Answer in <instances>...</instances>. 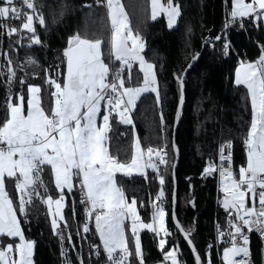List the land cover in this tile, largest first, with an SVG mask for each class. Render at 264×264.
Returning a JSON list of instances; mask_svg holds the SVG:
<instances>
[{"label":"trees","instance_id":"obj_1","mask_svg":"<svg viewBox=\"0 0 264 264\" xmlns=\"http://www.w3.org/2000/svg\"><path fill=\"white\" fill-rule=\"evenodd\" d=\"M232 1L219 0L217 3V32L223 29L231 12ZM4 2L0 0V5ZM161 2L169 5V0ZM104 3L106 0H36V6L41 8L46 22L45 27L36 23L37 35L42 41L40 45L29 47L30 41L25 38L18 46L17 34L9 36L6 30L0 29V73H4L0 75V125L8 116L7 101L12 85V82H7L9 69L3 68V61L10 59L13 65L19 62L22 67L14 86L13 102H17L20 93L27 99L29 85L39 86L42 106L46 112L52 104L50 93L54 91L46 81L49 76L52 79H63L62 74L66 72L63 52L68 47L70 37L79 34L89 40H101L102 58L110 66L113 62L118 65L113 57L109 59L112 25ZM120 4L123 5L132 33L144 42L143 55L146 61L155 65L159 101L155 93L142 95L135 105L131 124H122L118 114H113L110 117L108 151L119 161L130 164L137 138L144 150L149 146L161 147L165 138L170 142L171 158L168 167L159 173L165 179L163 201L155 200L161 186L158 174L153 170L141 175H116L117 185L122 188L128 201L132 198L137 200L141 222H152L151 203H163L167 212V227L171 233L168 235V247L174 245L177 248L181 264H196L189 246L181 234L175 231L171 216L174 161L172 129L180 97V84L175 75H182L193 57L203 49L201 58L185 81V103L176 135L180 150L177 216L183 229L190 232L202 264H219L214 227L216 222L225 224L226 212L222 208L223 197L217 186V173L204 175V169L209 162L218 164L220 146L228 140L234 145L237 175L241 166L246 167L244 140L250 130L252 105L246 87L236 84L235 73L241 64L257 62L262 55L264 21L253 19L234 24L229 30L228 52L225 54L224 34L213 46L204 41L213 27L214 0H171V4L177 5L179 9L178 24L172 29L168 28L164 17L152 19L150 0H120ZM6 23L19 27L20 22L8 20ZM23 34L26 37L31 35ZM29 59L35 63L29 64ZM124 75L127 76V72ZM21 78L24 84L20 83ZM141 85L142 73L139 72L138 64H134L132 79L130 82L126 80V86ZM40 179L43 181V187H38L41 197L59 198L61 193L55 187L50 166H44ZM5 180L7 192L16 198L14 202L18 204L15 180ZM64 195L63 213L69 227L64 228L62 222L57 230L63 232V242L53 232L47 204L42 202L41 197L33 196V202L27 207L26 218L17 213L25 239L34 243V264H66L69 260L71 264H80L78 257L83 259L84 264H107L99 235L91 222L88 223L90 231H82L86 216L85 205L80 203V177L74 176L72 191L64 190ZM141 202L143 207L140 206ZM68 235L72 236L71 243L67 239ZM126 235L131 237L129 221L126 222ZM139 236L144 264H156L163 260L158 248V237L146 229L140 230ZM0 240L1 245L5 240L13 242L8 237H1ZM93 245L98 246V249ZM262 246L261 239L252 234L250 251L257 264L261 261ZM62 250L65 255H62ZM97 250L99 255H96ZM132 264H139L134 256Z\"/></svg>","mask_w":264,"mask_h":264},{"label":"snow or ice","instance_id":"obj_2","mask_svg":"<svg viewBox=\"0 0 264 264\" xmlns=\"http://www.w3.org/2000/svg\"><path fill=\"white\" fill-rule=\"evenodd\" d=\"M21 4L24 7L18 8L16 0H5L0 5V29L6 30L9 36L29 33L31 35L26 37L30 41L29 47L33 44L40 45L42 41L37 35L36 23L41 27L46 26L43 14L37 12L34 0H21ZM169 5L165 8L160 0H151L152 19H156L158 10L162 11L167 15L168 26L171 28L179 16V9L171 6V0ZM106 7L112 25L109 59L114 57V61L120 62L119 65L113 62L110 66L102 58L101 40L93 41L77 34L69 38L68 47L63 52V57L66 58L63 79H52L49 76L46 81L54 88L50 93L53 99L48 112L42 106L39 86L29 85L27 99L20 93L16 98L18 103H14L13 96L9 94V116L0 125V145H3L0 147V237L11 238L13 242L5 240L3 246H0V264H33L34 244L25 239L17 213L26 218L27 207L33 202V196L41 197L38 187H43L40 177L44 166H50L55 187L61 195L57 199L44 196L41 200L49 206V213L53 217V232L60 236L62 242L64 234L62 231L57 232L60 222H63L64 228L69 227L63 213L64 190L67 188L69 192L72 191L74 176L81 178L80 203L85 205L86 219L82 231H90L88 223L93 219V213H98L94 216L95 229L108 264H132L133 256L139 264H144L139 236L142 229L153 232L156 236H160L161 232L165 236L171 235L166 227V211L162 203H151L152 222H141L137 200L132 198L129 203L124 191L117 185L118 172L127 173L133 167H151L158 174L161 186L155 200L163 201L165 179L159 174V167L153 161V156L158 158L161 165H167L168 161L165 159L166 146H149L144 150L138 138L135 140V154L130 164L119 161L108 151L106 141L107 134L111 131L112 113L118 114L121 123L131 124L132 120L126 114L135 107L136 99L141 93L152 91L156 92L159 101V84L155 65L141 55L144 42L138 35L133 36L128 28L127 15L120 0H107ZM231 16L233 20L238 16L260 20L264 18V0H233ZM8 20L19 21V27L10 26L6 23ZM216 39L219 40L220 37ZM128 41H131V45ZM27 62L35 63L31 59ZM133 62L138 63L139 72L142 73V86L127 87L126 80L130 82L132 79ZM8 63L11 65L10 59ZM241 68L243 70L238 69L236 72L235 82L246 87L252 105L250 130L244 140L246 167H240L238 180L234 178L231 153L225 152L226 148L231 147V142H228L220 146V166L209 162L204 169V175L218 171L222 178V190L225 193L223 208L229 217L230 231L225 233L220 230L219 235H227L231 243L224 250V264H249V233L256 231L264 239V50L258 62L242 65ZM125 72L127 76L124 75ZM7 76V82L11 84L16 79V72L10 68ZM175 78L182 88V75L176 74ZM20 83L24 84L25 81L21 78ZM180 103H183L182 95ZM98 119L102 123L98 124ZM145 156L147 160L144 159ZM225 161H228L227 167L224 166ZM6 177L15 180L18 204L14 202L16 198L11 197L6 190ZM53 204L56 206L54 211L51 208ZM140 206H144L143 202ZM127 219L131 220L130 238L126 236ZM177 228L183 231L178 222ZM189 236L190 232L185 233L186 239ZM17 239L18 243L15 242ZM67 239L69 243L72 242L71 235ZM188 242L196 255L197 264H200L195 246L190 239ZM165 245L166 240L160 239L159 248L164 252V260L178 264L175 249L165 251ZM93 247L98 249V246ZM62 255H65L63 250ZM96 255H99L98 250ZM236 257L241 259L237 260ZM78 259L80 264H84L82 258ZM66 264H71V261Z\"/></svg>","mask_w":264,"mask_h":264},{"label":"built area","instance_id":"obj_3","mask_svg":"<svg viewBox=\"0 0 264 264\" xmlns=\"http://www.w3.org/2000/svg\"><path fill=\"white\" fill-rule=\"evenodd\" d=\"M34 4H35V7H36V10L37 12L41 13V8L36 6V0H34ZM89 5L91 6L92 3L90 2ZM105 5H107V2L105 3ZM16 6L18 8H22L24 7L22 4H21V0H16ZM27 10V9H25ZM27 11H31V10H27ZM254 18L253 17H249V16H244V17H236L234 20L231 16V13L228 14V17L227 19L225 20L224 22V26H223V29L218 31L216 33V35L214 37H210L209 35L204 39V41L208 44H210V46H213L214 42L217 41L216 37H220L221 35H225L226 36V42L225 44H227V49H225L224 47V53L226 54L228 52V34H229V30L230 28L236 24V23H242L246 20H253ZM18 35V46L21 45L23 39L26 38V36L22 33V34H17ZM23 37V38H22ZM225 46V45H224ZM9 59L8 60H5L3 61V68H6V69H9L10 68L12 70H14L16 72V79L14 81H12V85H11V88H10V94L13 96V90H14V86H15V83L18 79V74L19 72L21 71L22 67H21V63L17 62L16 64L13 65V63H11V65H9L8 63ZM133 111L131 109L130 113H127L126 115L127 116H130V118H132V114H133ZM116 112H113V114H115ZM228 142H231V147L230 148H226L225 149V152L228 153L230 152L231 153V168H232V171H233V174H234V178H236L237 180L239 179V176L237 175L236 173V168H235V163H234V145H233V142L228 140V141H225L222 145L228 143ZM3 145H0V147H2ZM162 146H166V150H167V156L165 157V159L168 161L167 165H161L159 164L158 162V158H154L153 161L158 165L159 167V173L163 170H165L168 165H169V162H170V158H171V147H170V142L168 140H166L165 138H163V143H162ZM161 146V147H162ZM147 160V159H146ZM217 166L219 167L220 166V155H219V158H218V164ZM224 166L227 167L228 166V161H225L224 162ZM150 170L148 169V172ZM217 186H218V189H219V186H220V183H221V180L222 178L219 176V172L217 171ZM98 214V213H93V217ZM228 215L226 213V219H225V224H221V223H218L216 222L215 224V227H214V236H215V251H216V254H217V257H218V261H219V264H223V261H222V258H221V251L223 248H226V247H230L231 246V243H230V237H228L227 235L221 237L219 235V231L220 230H223L225 233H227L228 231H230L229 227H228ZM218 225H219V228H218ZM245 231H247L245 229ZM252 234H255L257 235L262 243H263V246H262V250H261V261H260V264H264V239L261 238L260 234L256 231H253L251 233H249V250H250V246H251V235ZM237 260L241 259V257H236ZM248 261H249V264H257L255 259H254V255L253 253L250 251V255L249 257L247 258ZM107 264H108V261H107Z\"/></svg>","mask_w":264,"mask_h":264},{"label":"water","instance_id":"obj_4","mask_svg":"<svg viewBox=\"0 0 264 264\" xmlns=\"http://www.w3.org/2000/svg\"><path fill=\"white\" fill-rule=\"evenodd\" d=\"M218 1L219 0H214V6H213V27L208 33V35L210 37H214L216 35V33H217V28H216V6H217ZM202 53H203V49H202V51L200 53H198L199 54L198 57H197V55L195 56V57H197L196 59H192L190 61V63L187 65V67L185 68V70L182 73L183 85H182V88H181V85H180V97H179V101H178V104H177V108H176V112H175V116H174V122H173V129H172V149H173V153H174V161H173V165H172L173 191H172V212H171V216H172L173 224L175 226V231L177 233L181 234V236L183 237V239L185 240V242L189 246V248H190V250H191V252H192V254H193L194 258H195V263L196 264H197L196 255L194 254V252L192 250V246L188 242V240L190 239L191 242H192V245H194V243H193V241L191 239V234L188 237V239L185 238V233H187V232L183 229L181 223L178 220V216H177V202H178L177 169H178L179 162H180V150H179V148L177 146V143H176V135H177V131H178V124H179L180 116H181V113H182V110H183V106H184V103H185V81L187 79L188 74L190 73V71L194 67V65L201 58ZM189 65H191V66H189ZM181 95L183 96L182 105L180 103ZM178 110H179V118H177ZM122 124H124V123H122ZM124 125H127V124H124ZM174 197H175V202H173L174 201ZM222 208H223V201H222ZM173 213L175 214L174 217H173ZM177 222L182 227L183 231H180L177 228ZM195 249H196V247H195ZM196 253H198L197 250H196ZM199 257H200V255H199ZM200 264H202L201 257H200Z\"/></svg>","mask_w":264,"mask_h":264},{"label":"rangeland","instance_id":"obj_5","mask_svg":"<svg viewBox=\"0 0 264 264\" xmlns=\"http://www.w3.org/2000/svg\"><path fill=\"white\" fill-rule=\"evenodd\" d=\"M106 2H107V1H106ZM150 2H151V0H150ZM160 3L163 4V3L161 2V0H160ZM104 4H105V3H104ZM163 5H164V4H163ZM105 6H106V5H105ZM169 6H170V5H164L165 8H168ZM171 6H176V7H178V6L175 5V4H171ZM232 11H233V4H232ZM151 17H152V7H151ZM161 17H164V18H165V20H166V22H167V26H168V17H167V15H166L164 12L158 10L156 19H157V18H161ZM178 18H179V16L176 18V22H175V24H174L171 28L168 26L169 29L174 28V27L178 24ZM127 23H128V22H127ZM128 28H129V25H128ZM129 29H130V28H129ZM132 34H133V33H132ZM133 36H136V35L133 34ZM128 44L131 45V41H128ZM143 51H144V50H143ZM141 55H143V52L141 53ZM143 56H144V55H143ZM113 59H114V57H113ZM116 62H118V61H116ZM119 63H120V62H118V65H119ZM134 64H138V63L133 62V65H134ZM247 64H248V63L241 64V65L236 69V72H237L238 69L243 70V69L241 68V66H242V65H247ZM235 77H236V73H235ZM141 86H142V85H141ZM147 93H155V94H156V92L146 91V92L141 93L140 96H141L142 94H147ZM140 96H139V97H140ZM139 97L136 99V101H135V105H136L137 101L139 100ZM134 108H135V107H134ZM134 108H132V110H134ZM102 112H103V109H102ZM97 123H98V124H99V123H102V121H100V120L98 119ZM107 135H108V134H107ZM106 143H107V141H106ZM134 145H135V144H134ZM134 154H135V147H134ZM144 168H145V167H143V166H141L139 169L136 168V167H133V168H131L127 173H124V172H118L116 175H141V174L147 173L146 169H144ZM219 190H220V192H221V194H222V197H223V199H224L225 193H224V191L222 190V183H220ZM128 202L130 203L131 201H128ZM64 204H65V200H64ZM162 206H163V203H162ZM249 206H251V202H250V201H249ZM55 207H56L55 204H53V205L51 206V208H52L53 211L55 210ZM163 207H164V206H163ZM48 209H49V206H48ZM137 211H138V210H137ZM63 212H64V208H63ZM49 215H50V213H49ZM50 219H51V221H52V219H53V217H52L51 215H50ZM57 219H58V218H57ZM128 221L130 222V227H131V220H130V219L125 220V226H126V222H128ZM90 222H91V225L93 226V228L95 229V221H94V217H93V219H92ZM165 223H166V227H167L166 217H165ZM61 224H62V221L60 222V226H61ZM167 229H168V228H167ZM57 230H58V229H57ZM95 230H96V229H95ZM126 236H127V235H126ZM157 237H158V248H159V240H160V239H165V240H166L165 251L175 249V252H176V258H177L178 264H181L180 261H179L177 248H176L174 245L168 247V243H167V242H168V235L165 236L164 233L161 232V233H160V236H157ZM17 243H18V242H17ZM33 244H34V243H33ZM101 245H102V243H101ZM0 246H3V245H1V240H0ZM102 248H103V246H102ZM226 248H228V247H226ZM226 248H223L222 251H221V258H222L223 264H224L223 253H224V250H225ZM159 250H160V248H159ZM160 252L162 253L163 260L157 262L156 264H171L170 261H165V260H164V252H162L161 250H160ZM33 254H34V247H33ZM32 261H33V255H32ZM210 263H211V262H208V264H210ZM33 264H34V262H33Z\"/></svg>","mask_w":264,"mask_h":264},{"label":"crops","instance_id":"obj_6","mask_svg":"<svg viewBox=\"0 0 264 264\" xmlns=\"http://www.w3.org/2000/svg\"><path fill=\"white\" fill-rule=\"evenodd\" d=\"M106 1H107V0H106ZM232 4H233V1H232ZM230 13H232V7H231V12H230ZM238 17H239V16H238ZM253 18H254V17H253ZM254 19H255V18H254ZM262 19H263V21H264V18H262ZM109 20H110V23H111V19H110V17H109ZM257 62H258V61H257ZM254 63H256V62H254ZM65 73H66V72H65ZM28 95H29V94H28ZM39 95H40V94H39ZM142 95H144V94H142ZM142 95H141V96H142ZM141 96H140V97H141ZM140 97H139V98H140ZM250 98H251V97H250ZM16 103H18V100H17ZM8 116H9V111H8ZM8 116H7V118H8ZM141 148H142V147H141ZM142 149H143V148H142ZM154 158H156V157L153 156V159H154ZM144 159L146 160V159H147V156H145ZM144 169H146L147 172H148V169H149V170H153L151 167H145ZM6 178H7V177H6ZM6 178H5V179H6ZM80 179H81V178H80ZM73 185H74V177H73V179H72V188H73ZM65 190H68V189L65 188ZM47 207H48V205H47ZM164 209H165V208H164ZM48 210H49V209H48ZM165 211H166V210H165ZM49 216H50V215H49ZM166 221H167V212H166ZM167 228H168V227H167ZM0 238H1V237H0ZM9 239H11V238H9Z\"/></svg>","mask_w":264,"mask_h":264}]
</instances>
